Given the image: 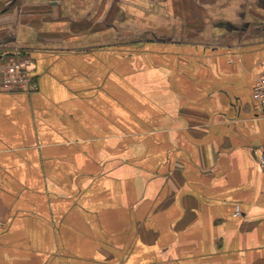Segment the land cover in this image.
<instances>
[{
    "label": "crops",
    "instance_id": "obj_1",
    "mask_svg": "<svg viewBox=\"0 0 264 264\" xmlns=\"http://www.w3.org/2000/svg\"><path fill=\"white\" fill-rule=\"evenodd\" d=\"M18 51L0 264H264V0H0Z\"/></svg>",
    "mask_w": 264,
    "mask_h": 264
},
{
    "label": "built area",
    "instance_id": "obj_2",
    "mask_svg": "<svg viewBox=\"0 0 264 264\" xmlns=\"http://www.w3.org/2000/svg\"><path fill=\"white\" fill-rule=\"evenodd\" d=\"M32 69V60L27 53L13 52L0 56V94L27 93L34 90ZM252 107L256 113H264V70L253 84ZM257 163L264 171V154L258 157Z\"/></svg>",
    "mask_w": 264,
    "mask_h": 264
},
{
    "label": "rangeland",
    "instance_id": "obj_3",
    "mask_svg": "<svg viewBox=\"0 0 264 264\" xmlns=\"http://www.w3.org/2000/svg\"><path fill=\"white\" fill-rule=\"evenodd\" d=\"M145 38H147V36H145L144 39H145ZM18 52H20L21 54H22V53H25V52H22V51H18ZM32 64H33V62H32Z\"/></svg>",
    "mask_w": 264,
    "mask_h": 264
}]
</instances>
